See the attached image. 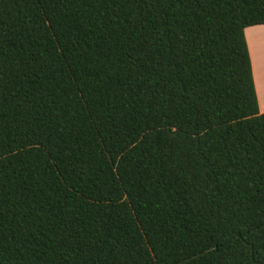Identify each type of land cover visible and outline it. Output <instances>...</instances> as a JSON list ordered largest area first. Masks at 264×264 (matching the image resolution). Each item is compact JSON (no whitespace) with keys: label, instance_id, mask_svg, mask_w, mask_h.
<instances>
[{"label":"trees","instance_id":"trees-1","mask_svg":"<svg viewBox=\"0 0 264 264\" xmlns=\"http://www.w3.org/2000/svg\"><path fill=\"white\" fill-rule=\"evenodd\" d=\"M264 0H0V264H264Z\"/></svg>","mask_w":264,"mask_h":264},{"label":"crops","instance_id":"crops-1","mask_svg":"<svg viewBox=\"0 0 264 264\" xmlns=\"http://www.w3.org/2000/svg\"><path fill=\"white\" fill-rule=\"evenodd\" d=\"M261 26H264V24H255L245 27L244 35L251 59V68H252L255 93L257 97L258 109L259 112H264V101H262L260 94V86H259V66H260L259 41L261 35Z\"/></svg>","mask_w":264,"mask_h":264},{"label":"snow or ice","instance_id":"snow-or-ice-1","mask_svg":"<svg viewBox=\"0 0 264 264\" xmlns=\"http://www.w3.org/2000/svg\"><path fill=\"white\" fill-rule=\"evenodd\" d=\"M260 66H259V86L262 101H264V26H261L260 35Z\"/></svg>","mask_w":264,"mask_h":264},{"label":"rangeland","instance_id":"rangeland-1","mask_svg":"<svg viewBox=\"0 0 264 264\" xmlns=\"http://www.w3.org/2000/svg\"><path fill=\"white\" fill-rule=\"evenodd\" d=\"M260 47H261V45H260V41H259V51H260Z\"/></svg>","mask_w":264,"mask_h":264},{"label":"bare ground","instance_id":"bare-ground-1","mask_svg":"<svg viewBox=\"0 0 264 264\" xmlns=\"http://www.w3.org/2000/svg\"><path fill=\"white\" fill-rule=\"evenodd\" d=\"M251 41V40H250ZM253 45H255V44H253Z\"/></svg>","mask_w":264,"mask_h":264}]
</instances>
